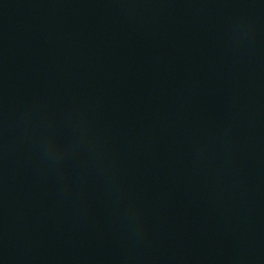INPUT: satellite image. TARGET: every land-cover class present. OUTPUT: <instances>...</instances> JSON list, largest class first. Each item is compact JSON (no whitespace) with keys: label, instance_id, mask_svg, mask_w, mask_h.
<instances>
[{"label":"water","instance_id":"1","mask_svg":"<svg viewBox=\"0 0 264 264\" xmlns=\"http://www.w3.org/2000/svg\"><path fill=\"white\" fill-rule=\"evenodd\" d=\"M0 264H264V0H0Z\"/></svg>","mask_w":264,"mask_h":264}]
</instances>
